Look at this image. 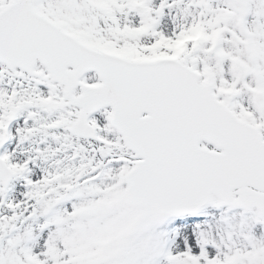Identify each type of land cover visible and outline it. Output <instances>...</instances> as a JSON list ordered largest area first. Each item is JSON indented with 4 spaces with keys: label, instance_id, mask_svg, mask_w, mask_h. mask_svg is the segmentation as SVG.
<instances>
[{
    "label": "snow or ice",
    "instance_id": "1",
    "mask_svg": "<svg viewBox=\"0 0 264 264\" xmlns=\"http://www.w3.org/2000/svg\"><path fill=\"white\" fill-rule=\"evenodd\" d=\"M0 264H264V0H0Z\"/></svg>",
    "mask_w": 264,
    "mask_h": 264
}]
</instances>
